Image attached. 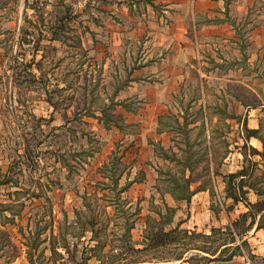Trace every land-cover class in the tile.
<instances>
[{
  "label": "rangeland",
  "instance_id": "1",
  "mask_svg": "<svg viewBox=\"0 0 264 264\" xmlns=\"http://www.w3.org/2000/svg\"><path fill=\"white\" fill-rule=\"evenodd\" d=\"M163 2L0 0V264H88L92 256L100 264H208L212 255L215 264H264L246 248L250 261L233 259L240 241L219 227L213 178L221 177L212 172L229 152L249 150L248 126L264 133V113L244 116L264 104V0L229 24L243 51L217 63L215 52L200 48L202 67L193 62L154 129L167 131L181 159L190 148L193 177L215 194L214 219L205 211L195 229L185 210L191 228L165 245L148 240L169 231L167 196L183 194L176 185L185 179L166 157L173 153L150 137L146 120L154 119L143 117L144 81L157 78L152 70L165 55L156 32L171 25ZM229 39L218 46L234 49ZM148 175L155 184L146 182L147 195L121 192Z\"/></svg>",
  "mask_w": 264,
  "mask_h": 264
},
{
  "label": "crops",
  "instance_id": "2",
  "mask_svg": "<svg viewBox=\"0 0 264 264\" xmlns=\"http://www.w3.org/2000/svg\"><path fill=\"white\" fill-rule=\"evenodd\" d=\"M257 2L258 0H164V11L169 13L168 15L171 19V25L169 27L167 23L161 27L162 30L156 32V34L163 39L160 44L162 45L161 48L164 50L165 55L164 57H161L158 65L152 70L154 71L153 75L157 78L151 81H144V83H146L145 89L147 90L149 97H145L148 112L143 116L144 119H154V121L146 120V128H149V135L152 139H157L158 137L157 141H160V147L169 149L171 147H169L170 137H168L167 131L160 133L154 131V129L157 128L156 121L159 119L160 115L166 111L171 95L176 94L181 90L186 72L190 68L196 67V65L202 67V62L200 61V48L207 47V51L210 52L212 57V52H215L216 58H213L216 62L218 60L227 62L228 59H231L229 52L233 50L236 54L239 50L243 51V49H237L239 38L231 36L235 35V33L232 32V34L228 30L230 27L229 24L234 25L236 23L235 19L238 20L241 19V17L248 16L250 11L256 7ZM166 21L168 22L167 19ZM229 38L234 40L231 42V44L235 46L234 49L230 48L231 50L228 51L227 48L218 46V44L220 45L222 42H230L231 40ZM196 59L197 64L194 65L193 62H195ZM188 65H190V67ZM203 80L204 79H202V81ZM132 83L134 84L137 82L132 80L130 84ZM261 106L262 107L260 108L250 107L251 111H247L248 114L245 113L244 116L262 117L264 113V104ZM254 127L255 128H251L248 126L247 128L246 126L247 130H250L249 132H251L246 136L249 150L243 152L240 151L239 147L238 150L231 151L228 155H225L220 165L218 164L221 172V174H218V178H221L218 180L213 178L215 189L218 187L220 188V193L217 191L216 195L218 194V199L221 201L224 212L223 217L220 218L222 225H219V227L229 225L232 221L237 219L241 213L246 212L249 209L244 201L236 203L231 196L227 195L226 183L222 176L223 174L234 173L249 166L250 169L253 170L251 178H262V184H264V133L261 131L260 126H258V123L257 126L255 125ZM253 148L257 151L256 153H253ZM248 157L256 163L255 170L253 169L252 164L250 166ZM151 176H144L143 180L135 181L132 183L129 190L133 189L135 191V189H138L137 196L140 195V197L147 195L149 193V190L146 189L147 184H155V179H150ZM147 181L148 183L146 184ZM195 183L196 185L191 188L192 190H195V192L193 193L190 202L167 196L168 202L170 203L169 205L176 208L172 222L168 223V225H170L169 230L175 227L181 229L184 227L191 228L187 221H184L181 218L182 215L184 216L185 210L186 216L184 217L188 218V222H193L194 219L197 218H199V220L202 219L203 216L200 215L204 214L205 211H209L208 215L210 218L214 219L212 210L210 209L212 199L215 195L214 192L212 194L211 188L209 187L198 188L200 187V180L193 182V184ZM4 184L5 183H0V190L5 189L2 186ZM245 188L248 190L247 196L251 202L264 201V194L260 195L258 191L248 186H245ZM222 200H227L231 206L227 209L225 202ZM184 206H186V209ZM137 209L138 213L141 214L143 208L138 207ZM263 212L264 210L258 213L254 227L245 236L251 244L252 252L257 257H264V227L258 228ZM199 220L193 222V228H202V226L199 225ZM1 224L3 225V222L0 221V225ZM213 225L216 226L214 221L211 222L206 230L211 229ZM131 230H133V233L136 230L134 225ZM92 242L95 244L94 242L97 241L92 240ZM138 244L143 245L142 243ZM241 258L243 261L246 259L250 261V258L246 255L234 256L233 259L239 260ZM209 260L210 262L208 264H215V257L213 255ZM182 261L184 264H192L188 259ZM88 264H100V259L97 256H92L88 258ZM249 264L251 263L249 262Z\"/></svg>",
  "mask_w": 264,
  "mask_h": 264
},
{
  "label": "trees",
  "instance_id": "3",
  "mask_svg": "<svg viewBox=\"0 0 264 264\" xmlns=\"http://www.w3.org/2000/svg\"><path fill=\"white\" fill-rule=\"evenodd\" d=\"M119 104H122V102H119ZM130 109L131 108L128 107L127 110H130ZM104 117L106 119L110 118V117H108V114ZM111 117H113V116H111ZM115 124L120 126L118 122H115ZM184 125H188V122H186ZM108 127H110L109 123H108ZM183 132L186 134L188 133L186 130H184ZM249 133H251V132H249ZM161 148L164 149V151H166V153L169 151H171V153H173L172 158H169L168 155L166 157H167V159L176 162L177 165L181 167V171H182L181 173H183L182 178H185L183 182H179L176 185L178 187V189H180L182 191L183 194L178 195L175 192L174 197L178 200H186L187 202H190L191 197H192L193 193L195 192V190L191 189V183L199 180L198 177L197 178L193 177L195 164L190 162L191 160L189 161V159H191V156H192L190 148H187L184 150L185 151V154H184L185 157L182 159L178 156L176 150L174 149V146H171L169 149H165L163 147H161ZM209 149H212V146H209ZM252 150H253V153L257 152L254 148ZM220 163L221 162H219V165H220ZM219 165L214 167V170L212 171L214 175L221 174V172L219 170ZM208 167L211 168V164ZM186 171L190 172V175L188 177L186 176ZM252 175H253V170H251L250 167L248 166V167L242 168L241 170H239L237 172L223 174L222 176H223V179L226 183L227 195L231 196L233 198L234 202H236V203L239 201H244L249 208L248 211L241 213L237 219L232 221L228 225V228H227V229L231 230V233L233 235L231 242L240 241V244H237L234 248V254L238 253L239 255H245V253L241 249L246 248V251L248 253H250L251 256L255 257V254L252 252L251 244L248 241V239L245 238V236L254 227L258 213L264 210V201H257L254 203L251 202L248 199V196H247L248 190L245 188V186H248L250 188L255 189L261 195V194H264V184H262V182H263L262 178H259V177L251 178ZM135 181H137V180L136 179L130 180V181L128 180L126 186L123 189H121V192L128 190L131 187L132 183H134ZM0 183H6V182L0 181ZM204 187L205 186H200L198 188H204ZM211 191H212V189H211ZM184 192H188V193L186 194ZM15 193H19V191L16 190ZM212 193H213V191H212ZM21 205L23 206V203ZM171 211L174 215L176 212V208L171 207ZM172 220H173V216H172V218L170 217L166 222L170 223V222H172ZM92 224H95L94 220L92 221ZM261 227H264V212H263L262 217L260 219V222L258 224V228H261ZM130 228H129V233H130ZM214 229L215 228H213V230ZM178 230H181V229L179 227H175L169 231L162 229L161 232H155L151 238L149 237L148 240H150V244L152 243L151 244L152 247H156L159 245H165V244H167L166 240H170V242H171V241L176 239V236H172V235L174 233H176ZM185 232H187V231H185ZM93 233H95L94 230H93ZM95 236H97V235H95ZM237 237H238V239H237ZM171 238H172V240H171ZM103 246H106L105 243H103ZM128 247L130 250L137 249V248H133L131 246H128ZM133 262H137V261H133Z\"/></svg>",
  "mask_w": 264,
  "mask_h": 264
}]
</instances>
